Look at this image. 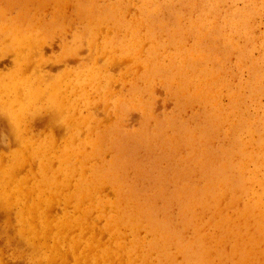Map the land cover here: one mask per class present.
Listing matches in <instances>:
<instances>
[{
  "label": "bare ground",
  "instance_id": "6f19581e",
  "mask_svg": "<svg viewBox=\"0 0 264 264\" xmlns=\"http://www.w3.org/2000/svg\"><path fill=\"white\" fill-rule=\"evenodd\" d=\"M45 1L7 0L8 5L4 7H17L16 16L8 15L5 8L0 7V55L8 51H14L17 55L14 70L9 73L0 72V215L5 216L7 229L11 231L14 225L7 210L16 205V228L20 236L15 241L18 244L27 238L32 243L46 247L50 251L45 255L48 262H64L70 256L68 252H71L77 256V260L81 255L84 258L82 262L98 264L97 253L91 251L95 242L87 240L83 243L80 238L74 239L69 234L71 229L81 228L92 232L90 238H95L94 227L82 221V217L91 215L88 211L94 208V205L86 208L83 213H74V216H69L63 221H55L51 215L57 206L63 203L58 195L67 186L73 185L78 201L77 208L84 210L82 202L91 197L92 186L101 182L103 187L109 184L117 191L118 200L105 201L107 204L111 202L112 207L118 211L117 215L109 216L113 224L109 229L119 230L121 226L129 228L132 235L129 252L137 260L135 264H208V245L215 239L213 235L209 237V233H206L211 225L207 214L211 212L212 219L215 214L217 224L224 230L242 222L236 206L240 176L237 174L236 184L235 179L226 178L225 173H229L227 168L235 166L239 159L236 155L241 145L234 133L241 131L243 126L245 129L250 127L243 124L245 117L239 116L238 94L232 92L230 83L222 78L223 72L216 71L211 63L215 60L222 62V59L215 56L217 52H224L230 46L240 48L233 40L236 35L248 39L252 36V17L256 8L253 7V0H246L247 6L234 12L228 19L233 20L228 25L232 32L229 35H224L222 25L207 26L204 18L192 20L191 25L186 27L182 24V18L176 17V22L170 29L175 44L181 49L179 44L185 35H193L197 42L193 49L183 54V64L180 66L174 63L173 57L162 58L159 55L160 50L156 55V50L160 47L153 38L154 50L147 58L146 64L150 74L159 73L168 90L174 92L179 99L184 98L185 104L190 105L196 101L202 103L204 109L199 127L186 125L179 121L177 116H165L162 120L154 117L155 97L147 90L149 96L145 99L142 93L145 89L135 91L134 95L128 98L127 94L124 96L119 93L114 101L117 121L114 127L104 124L102 121L105 120L96 117L89 110V105L94 104V100L90 98L93 90L101 91L110 87L102 85L103 78L106 80L105 84L111 83L110 75L104 74L101 57L100 60L92 53L94 63L92 62L89 68H85V71L78 70L87 65L80 61L81 67L69 68L65 73L69 75L63 77L46 76L41 68L44 60L33 58V51L43 49L42 37L52 35L56 28L49 24L47 16L40 12L32 14L28 11L27 5L36 2L38 7H42ZM203 4L206 11L214 12L216 9L214 3ZM145 6L147 10H152L153 15L157 13V8H151L149 4ZM117 11V7L108 11L99 10L94 1L90 0L83 3V6L79 5L77 13L81 18L80 23L83 22L84 26L97 27L103 20L114 17ZM95 33L94 29L83 33L76 31L73 41L64 42L63 56L75 54L85 41L90 43L92 48L96 43L92 40ZM127 36L129 37L128 31ZM140 37V33L135 34L132 42H138ZM132 44L129 40L128 49L134 51L137 45ZM115 61L118 62L114 59V63ZM36 70L39 71L38 74L35 73ZM68 76L73 80L66 84ZM68 90L72 93L74 91L76 96L73 102L75 114L69 117V139L61 147L56 129H50L51 131L43 136L35 131L37 118L32 111V105L47 94L50 96L49 102L61 108L67 99ZM135 95H139V98ZM222 95H229V107L223 105ZM26 96L28 100L25 99ZM131 106H136L143 112L145 123L140 130L128 132L125 136L122 135L125 133L121 134V121ZM53 110L56 112L51 116H47L52 112L48 110L38 118L52 126L63 118L64 112L62 108ZM150 119L155 121L153 128L148 126ZM81 126L87 131L84 139L78 138ZM221 130L235 132L232 136L228 134L230 139L225 143L215 145L216 133ZM125 138L134 140L137 147L145 148L148 153L160 150L162 155L159 161L153 162L149 174H145L144 170L138 172V185L129 182L131 176L126 168L132 163L130 157L133 151L124 145ZM184 147L190 150L189 154L178 156ZM109 150L116 153L111 160L105 156ZM56 159L59 162L58 167L54 164ZM160 163H167V168L161 167ZM25 170L27 172L23 176L22 172ZM236 172L239 173L237 169ZM209 178V181L206 180ZM242 190L240 187L241 192ZM225 201L227 206L224 205ZM226 209H231L232 213L236 212V217H224L222 214ZM139 232H143V235L140 236ZM252 236L253 234H249V240H246L247 247L243 251L245 261L246 257L251 261L257 256V247ZM233 242L235 243V240ZM238 245L240 246V242ZM104 249L102 257L106 261L119 259L120 264L124 262L121 261L120 254V250L125 249L124 241L119 240L118 250ZM1 252L0 248V254ZM128 257L131 259V255L128 254ZM7 261L0 255V264H23L16 260L12 263ZM132 263L134 264V261Z\"/></svg>",
  "mask_w": 264,
  "mask_h": 264
},
{
  "label": "rangeland",
  "instance_id": "374dc122",
  "mask_svg": "<svg viewBox=\"0 0 264 264\" xmlns=\"http://www.w3.org/2000/svg\"><path fill=\"white\" fill-rule=\"evenodd\" d=\"M57 1L60 3L57 4ZM89 1L90 0H46L42 7H38V5L35 4L36 2L28 3V11L32 14L40 12L47 16L49 24L56 28L53 30L52 35L42 37L41 41L44 44L43 49L33 51L34 59L44 60V62L41 63L42 72L46 74V76L51 77L67 76L69 74L65 73L69 68L75 66L77 68L81 67L79 66L80 61L87 65L81 69L78 68V70L85 71V68H89L92 62L94 63L93 53L98 59H100V57L103 59H100V63L104 64V74L106 75V73H108L111 78L110 84H105V78H103V84L100 83L105 86H110L109 88H103L101 91L92 89L94 92L90 94V98L94 100V104L89 105V110L94 113L96 117L105 120L102 121L104 124L114 127L117 121V109L114 101L119 93H123L124 96L127 94L128 98L133 96L135 91L145 89L146 91H142L145 99L149 96L147 90L155 97L154 117L162 120L165 116H177L178 120L184 122L186 125L189 124L199 127V123L201 122L200 117L204 109L202 103L196 101L192 104L190 103V105L185 104L184 98L179 99L174 92L168 90L169 88L163 83V78L159 73L156 75L150 74L146 64L147 58L154 50L153 38L157 40L160 47L156 50V55H158V50H160L159 55H161L162 58L173 57L174 63L180 66L183 64V54L193 49L197 42L193 35H185L181 40V44H179L181 49L175 44L173 37L170 35V29L176 22V17L180 16L183 26L185 25L186 27L191 25L192 20L204 18L207 26L211 24L222 25V32L224 35H229L232 32L228 25L232 23L233 20L228 19L232 17L234 12L243 10L248 2L246 0H92L99 10L108 11L112 7H117L118 11L114 17L103 20L97 27H87L84 26L83 22L80 23L81 18L77 11L79 5L83 6V3H88ZM203 2L206 4L214 3L216 7L215 11H206ZM146 4H149L151 8H157V13L153 15L151 9H146ZM0 5H3L0 7L5 8L8 15L16 16L18 11L17 7L11 9L10 7H4L8 5L7 0H0ZM254 6L256 8L252 17V36L248 39L236 35L233 40L240 48L230 46L224 52H217L215 56H217V59H222V62H219L221 65L216 60L214 63H211L216 71L223 72L222 78L230 83L232 92L235 91V93L238 94L239 116L245 117L243 124L247 126L250 125V127L245 129L243 126L241 131L234 133L241 145L236 155L239 159L238 163L235 164L236 167H228L227 170H230V172L225 173L226 178H234L236 184H238L237 177L238 175L240 176L239 179L241 181L239 182L240 186L236 206L242 219V224L240 223L241 226H239L240 224H233L232 228L229 230L220 229L217 224L216 215L214 214L212 219V213L209 212L207 214V219H209L211 225L208 226L206 233H209V237L213 235L212 237L215 239V245L213 240H211L208 245V264H210V261L211 264H234V262L235 264L236 262H238V264H264V0H253V7ZM214 13L218 14L213 15ZM61 24L62 26L59 28L58 25L60 26ZM91 29L96 31L92 38L96 43L92 48L90 43L85 41L75 54L68 55L66 53L67 55L63 56L64 42L73 41V36L76 31H82L83 33ZM153 29L155 30L151 31ZM127 31L129 37L127 36ZM137 33H140L141 37L138 39V42H132L134 35ZM128 38L131 44L135 43L137 45L134 51L128 49ZM114 41H116V43ZM145 42L146 44H144ZM123 58L125 59L123 60ZM114 59L119 62L118 65V62L115 61L114 63ZM16 60L17 55L14 51H8L0 55V72L9 73L14 70ZM122 60L123 62L121 63L120 61ZM38 72V70L35 71L36 74H38ZM68 77L69 79H66V84L71 83L73 80L72 77L71 80L70 76ZM65 93H67V90ZM49 97V95L44 94L32 105V111L35 112V117L37 118L34 124L35 131L40 132L43 136L51 131L50 129H56L58 141L62 147L69 139L71 122L69 124L68 122L69 117L71 115L73 117L75 114L73 102L76 96L74 95V91L72 93L68 90L67 99L64 100L61 105L64 111L62 113L63 118L52 124L53 127L48 123H44L43 119L41 120L38 118L43 116L48 110H52V112H49L50 114L47 115L51 116L53 112H56L53 109H61L57 105H52V103L49 102ZM135 97L139 98V95H135ZM25 99L28 100V96H26ZM80 99L82 98L80 97ZM221 99L223 105L228 106L230 102L229 95H222ZM106 103H108V105ZM36 105L37 107H34ZM105 107L106 109H104ZM144 123L145 117L143 112L136 106H131L128 109L127 115L122 118V128L120 130L123 131L121 134L125 133L122 135L127 136L128 132L133 133L140 130ZM147 123L148 126L152 128L155 125L154 119H150ZM229 132L230 133L222 130L218 131V133H216V140H214L215 145L225 143L230 139L229 135L235 131ZM86 134V128L81 126L80 131H78V138L84 139ZM124 145L127 146V149L130 148L133 151L130 157L132 163L129 168H126L127 173L131 176L129 182L138 185L136 183V179L139 178L137 176L138 172L144 170L145 174H149V170H152L151 165L153 162L155 160L159 161L162 155H160V150L148 153L145 148L137 147L134 140L130 141L127 138H125ZM189 152L190 150L184 147L181 154L178 156H186ZM105 156L108 160H111L112 156H116V153L109 150V152H106ZM54 164L57 167L59 166L57 159ZM160 165L161 167L167 168V163H160ZM236 169L239 173L236 172ZM26 172L27 170L23 171L22 175L25 176ZM145 179L147 178H144V180ZM210 179L211 178L206 180L209 181ZM240 187L243 188L242 192L240 191ZM58 197L63 203L57 206L52 212L53 215H51V218L55 221H63L69 216H74V213H83L86 208L90 207L92 204L94 205V208L88 211L91 212V215L87 218L82 217V221L94 227L95 238L91 239L92 232H89L87 229L82 230L81 228H73L70 230L69 234L74 239L80 238L83 243L87 240L95 242V247L90 250L97 253L98 264H120L119 259L106 261L102 257L104 252L103 248H116L118 250L119 240L124 241L125 245V249L120 250L122 256L121 261H124L121 264H133L132 261H134L135 264L137 262L134 255L129 252L132 239L129 228L121 226L119 230L109 229V227L113 225L112 219H110L109 216L117 215L118 213V211L112 207L113 204L111 202L109 204L105 202L106 199L112 201L118 200L117 191L113 190L111 185L106 184L103 187L102 183L99 182L95 186H92L91 197L85 198V201L82 202L84 210L77 208L78 201L75 197L73 185H69L61 190ZM224 205L227 206L226 201ZM64 206L65 209H63ZM64 210L67 214L64 213ZM7 211L14 225L11 231L7 229L5 216H3V214L0 215V248L2 249L0 255L5 261L7 259L12 263L16 260L23 264H86L82 262L84 258L81 255L77 260V256L71 252H68L70 256H68L64 262L56 260H49L48 262L45 255L50 251L46 247L32 243L27 238H25L26 240L21 242V244H18L15 241L16 238L20 236L16 228V205H12ZM227 211H229V213ZM230 213L233 216L230 215ZM233 213L231 209H226L222 215L224 217L226 215L236 217V212ZM244 213H246L245 216L243 215ZM243 216L244 218H242ZM260 227L261 229H258ZM139 234L141 236L143 232H139ZM249 234H253L251 238L254 241L255 247H257V251H255L257 252V256L251 261H248L250 258L246 257L245 261L243 251L247 247L246 240H249L247 238ZM259 237L261 238L259 239ZM233 240H235V243ZM239 242L240 246L238 245ZM128 254L131 255V259H129ZM239 256L245 263L240 260ZM235 257L237 258L235 259L236 261L234 260ZM218 258L219 260L217 261ZM258 260H261L262 263H260V261L258 262Z\"/></svg>",
  "mask_w": 264,
  "mask_h": 264
}]
</instances>
